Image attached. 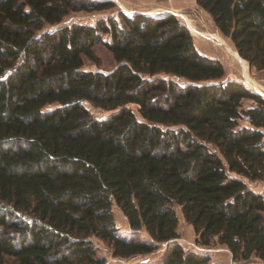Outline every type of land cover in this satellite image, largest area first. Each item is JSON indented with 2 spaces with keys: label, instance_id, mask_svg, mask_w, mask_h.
Returning <instances> with one entry per match:
<instances>
[{
  "label": "trees",
  "instance_id": "trees-1",
  "mask_svg": "<svg viewBox=\"0 0 264 264\" xmlns=\"http://www.w3.org/2000/svg\"><path fill=\"white\" fill-rule=\"evenodd\" d=\"M196 2L263 70L264 0ZM115 6L0 0V264H107L96 238L125 259L165 243L134 264H216L177 239V207L197 242L264 262V194L249 183L264 178V96L225 80L173 13L65 22ZM98 44L109 71L84 66Z\"/></svg>",
  "mask_w": 264,
  "mask_h": 264
},
{
  "label": "rangeland",
  "instance_id": "rangeland-1",
  "mask_svg": "<svg viewBox=\"0 0 264 264\" xmlns=\"http://www.w3.org/2000/svg\"><path fill=\"white\" fill-rule=\"evenodd\" d=\"M116 6L94 11H79L71 14L65 19L66 23L79 21L81 23H95L99 18H109L116 16L119 9L124 10L128 14L137 12H145L154 15L162 13H173L187 25L193 38L196 48L202 53L210 57L219 58L226 68L227 79H238L244 82L248 87L255 89L264 96V69L256 70L249 66L242 58L233 42L220 33L217 26L214 24L211 15L203 8H201L196 0H110ZM195 32V33H194ZM95 60L84 58V66L87 69L109 71L117 64L112 52L103 44L94 46ZM251 100H246V104L251 103ZM91 112L99 118L108 116L111 111L96 107L89 102H85ZM134 106V105H132ZM251 187L256 191L264 194V178L249 181ZM179 215L178 231L180 233L177 238L185 248H194L197 250L208 251L212 255L211 263L216 264H264L262 260L257 257H251L248 260H235L232 257L229 248L219 242L208 246L197 242V234L192 224L188 223L182 212L181 208L177 207ZM114 216L117 225L123 232L130 231L127 217L123 214L120 208L114 206ZM145 232L142 231V234ZM100 248L102 255H105L107 264H134L139 262L151 263L157 259L165 250V243L156 251L131 257L129 259L117 258L112 255L111 248L102 240L95 239Z\"/></svg>",
  "mask_w": 264,
  "mask_h": 264
},
{
  "label": "bare ground",
  "instance_id": "bare-ground-1",
  "mask_svg": "<svg viewBox=\"0 0 264 264\" xmlns=\"http://www.w3.org/2000/svg\"><path fill=\"white\" fill-rule=\"evenodd\" d=\"M195 33V32H194ZM239 54V53H238ZM245 63H246V60L245 59H242Z\"/></svg>",
  "mask_w": 264,
  "mask_h": 264
},
{
  "label": "crops",
  "instance_id": "crops-1",
  "mask_svg": "<svg viewBox=\"0 0 264 264\" xmlns=\"http://www.w3.org/2000/svg\"><path fill=\"white\" fill-rule=\"evenodd\" d=\"M201 251H203V250H201Z\"/></svg>",
  "mask_w": 264,
  "mask_h": 264
},
{
  "label": "water",
  "instance_id": "water-1",
  "mask_svg": "<svg viewBox=\"0 0 264 264\" xmlns=\"http://www.w3.org/2000/svg\"><path fill=\"white\" fill-rule=\"evenodd\" d=\"M171 13V12H170Z\"/></svg>",
  "mask_w": 264,
  "mask_h": 264
}]
</instances>
